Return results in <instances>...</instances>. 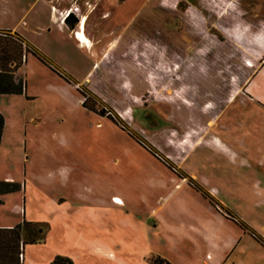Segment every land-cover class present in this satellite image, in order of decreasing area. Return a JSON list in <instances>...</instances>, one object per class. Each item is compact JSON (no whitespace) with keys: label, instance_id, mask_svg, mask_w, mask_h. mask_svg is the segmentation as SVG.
Segmentation results:
<instances>
[{"label":"rangeland","instance_id":"rangeland-1","mask_svg":"<svg viewBox=\"0 0 264 264\" xmlns=\"http://www.w3.org/2000/svg\"><path fill=\"white\" fill-rule=\"evenodd\" d=\"M95 1L85 5L94 8L87 26L94 24L99 35L92 44L98 56L82 80L58 70L68 106L38 93L44 80L35 68L22 72L36 98L0 94V180L26 182L25 189L1 195L0 227L29 215L37 225L23 238L49 240L50 213L65 212L66 197L79 195L92 203L83 207L93 218L94 212L124 217L120 238L118 226L110 234L117 248L128 247L130 229L142 232L146 216L187 184L179 172L212 188L240 220L263 219L264 168L240 153L230 164L216 148L228 141L240 150L242 123L248 119L254 131L264 116L242 105L246 83L264 62V0ZM80 6L85 9L83 0ZM86 96L106 116L84 108ZM215 135L216 148L209 146ZM74 225L73 247L85 244L78 233L104 232L91 223L84 230ZM35 227L46 229L45 236ZM57 237L56 245H64Z\"/></svg>","mask_w":264,"mask_h":264},{"label":"crops","instance_id":"crops-1","mask_svg":"<svg viewBox=\"0 0 264 264\" xmlns=\"http://www.w3.org/2000/svg\"><path fill=\"white\" fill-rule=\"evenodd\" d=\"M80 1L82 0H0V30L17 33L28 46L47 61L45 64L34 55L28 54L26 62L18 73L23 75L22 69L26 68L29 71L30 68H35L34 75L39 74L44 80V83H41L42 90L38 93L50 97L53 95L58 104L66 106H68L67 101L61 100L59 95L64 84L55 71L60 70L82 80L86 77V72L92 66L94 58L98 56V50L92 44L97 42L95 39L99 35L94 24L89 28L87 26L94 8L90 11L85 5L88 0H83L85 6L83 9ZM95 2L97 3L98 0ZM73 7H78V10L72 11L73 17L69 21L66 22L59 17L61 11ZM80 33L88 39L90 46L82 43ZM27 83L28 77L26 95L32 99L36 98V95L28 92ZM243 93L242 105L250 109L254 108L253 114L264 115V62L255 69ZM246 121L242 123L240 150L234 148L228 141L218 147L219 139L216 135L209 139V146L218 147L216 149H220L225 154L226 161L230 164L240 153L244 158H257L258 165L264 168V116L257 121V127H252L254 131L246 127L249 126ZM196 181L198 182L197 179ZM25 187L26 182L23 189ZM208 190L220 205L214 207L199 192L184 184L178 192L154 212L152 211V214L146 216L148 220L146 219L142 232L135 230L137 228L130 229L132 234L129 240L132 244L124 248H117L115 237L110 234L115 226H118L116 227L118 236H115L120 238L119 220L124 218L123 216L105 217L100 212H94L95 218H93L86 213L87 208L83 207L92 203L79 195L70 202L64 194L62 195L66 197L63 202L66 206L65 212H57L56 206L61 207L58 204L59 197L57 194H50L54 197L51 203L56 207L55 213H50L48 220L50 223L48 237L51 240L25 244L23 264H48L57 254L72 258L73 264H151L147 261V257L151 254L159 255L171 264H264V247L234 222L236 220L245 223L248 228L264 238V218L259 219L258 222L249 219H246L248 223L244 222L223 206V199L219 198V201L211 193L212 188ZM109 196L111 194L108 198ZM112 197L115 203H117L115 198L121 199L117 195ZM92 202L95 204L94 201ZM43 204L41 203L42 207ZM72 204H77L79 207L73 209ZM119 204H123V200ZM40 212L41 215H45L43 211ZM222 212L227 214V217ZM23 219L29 221L31 218L29 215L28 217L24 215ZM78 222L82 224L81 228L84 224L91 223L104 232L98 233L99 235L88 231L78 233V236L81 235L80 241L85 243L84 246L79 248L70 246L68 236L76 232L74 224ZM105 222L110 224L107 225L108 229L103 227ZM57 236L64 245H56L54 238L56 239ZM72 253L78 254L79 257L76 259Z\"/></svg>","mask_w":264,"mask_h":264},{"label":"trees","instance_id":"trees-1","mask_svg":"<svg viewBox=\"0 0 264 264\" xmlns=\"http://www.w3.org/2000/svg\"><path fill=\"white\" fill-rule=\"evenodd\" d=\"M73 17L72 12L64 19L66 22ZM28 54L34 55L41 62L47 64V61L42 56H39L35 50L28 46L24 39L17 33H13L10 30H0V94L1 95H24L26 99H32L25 93L26 79L24 75L22 77L19 75L18 70L26 62ZM251 65V64H249ZM58 75L59 72L55 71ZM65 78V77H64ZM88 96L82 102V106L89 111L97 113L102 116H106L103 110H97L87 103ZM107 117L111 120L114 118L109 114ZM115 121V120H113ZM4 127V117L0 112V141L2 136V131ZM180 177L187 178V184L194 190L199 192L202 197L207 199L214 207L217 206V202L210 195V193L202 187L196 180L186 177L182 172H179ZM24 187V183L17 182L14 180H0V202L1 195L4 193L12 192ZM229 216L230 214L226 212ZM227 214L225 215L227 217ZM240 225V227L247 231L257 242H259L264 247V238L257 235L248 226L240 221L234 220ZM29 225H37L33 222L23 219L21 222L13 226H3L0 227V264H23L24 255V245L31 243L23 238V231L27 230ZM35 232L39 233L41 230L42 237L46 234V229L40 228L39 230L34 228ZM28 231V230H27ZM34 230L28 231V237L33 234ZM41 237V239H42ZM147 261L151 264H171L167 259L151 254L147 257ZM48 264H73L70 257L65 255L57 254L55 255Z\"/></svg>","mask_w":264,"mask_h":264},{"label":"built area","instance_id":"built-area-1","mask_svg":"<svg viewBox=\"0 0 264 264\" xmlns=\"http://www.w3.org/2000/svg\"><path fill=\"white\" fill-rule=\"evenodd\" d=\"M76 9H78V7L68 8L67 10L61 11L59 17L64 20L70 12L76 11Z\"/></svg>","mask_w":264,"mask_h":264},{"label":"bare ground","instance_id":"bare-ground-1","mask_svg":"<svg viewBox=\"0 0 264 264\" xmlns=\"http://www.w3.org/2000/svg\"><path fill=\"white\" fill-rule=\"evenodd\" d=\"M76 10H78V9H76ZM81 36H80V39H82V37L84 38V40L82 39L81 41H82V43L85 45V46H88V43H89V41L86 39V37L84 36V34L82 33V34H80ZM115 201L116 202H121L122 203V200L121 199H116L115 198Z\"/></svg>","mask_w":264,"mask_h":264}]
</instances>
